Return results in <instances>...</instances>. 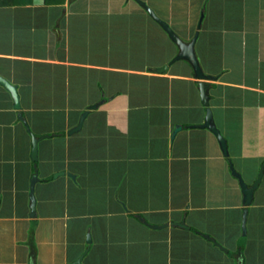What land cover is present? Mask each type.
I'll use <instances>...</instances> for the list:
<instances>
[{"label":"crops","instance_id":"crops-1","mask_svg":"<svg viewBox=\"0 0 264 264\" xmlns=\"http://www.w3.org/2000/svg\"><path fill=\"white\" fill-rule=\"evenodd\" d=\"M9 1L0 76L22 110L0 84V264H264V175L249 205L236 176L252 187L264 170V0H141L186 43L200 33L207 81L187 61L154 72L179 48L135 0ZM201 82L229 156L200 128Z\"/></svg>","mask_w":264,"mask_h":264},{"label":"water","instance_id":"water-1","mask_svg":"<svg viewBox=\"0 0 264 264\" xmlns=\"http://www.w3.org/2000/svg\"><path fill=\"white\" fill-rule=\"evenodd\" d=\"M140 6H142L143 8H145L150 16L165 30V32L169 35V37L171 38V40L178 46L179 48V54L172 60V62H170V64L162 67V68H157L154 70V72L159 73V74H164L169 72L170 68L176 64L177 62L180 61H187L188 63L191 64V66L194 68L195 71V75L196 78L199 80H214L213 76L207 75L204 70L201 67L200 61L197 57L196 54V45L199 39V35L200 33L197 32L196 36L194 37V39L190 42V43H186L172 28L171 26L164 21L163 19H161L154 10H152L146 3H144L141 0H135ZM201 28V24L199 26ZM0 84L2 86H4L13 96L14 101H15V109L16 110H22V106H21V102H20V96L18 93V89L17 87L13 86L9 81H7L6 79H4L3 77L0 76ZM200 93H201V99H202V104L204 105V107L207 109V118H206V122L205 124L201 125L200 128L203 129H209L218 139L220 146L222 148V151L224 152V154L226 156H229V146H228V142L226 140V138L223 136L221 130L217 127L216 122H215V118H214V112L213 109L211 107V96H210V84L206 83V82H201L200 83ZM100 103L89 107L82 115L80 122L78 124V126H76L75 128H73L72 130L69 131V135L73 136L74 134H77L79 132H81L84 128V124H85V120L87 119V117L90 115V113L92 111L98 110L100 107ZM20 117L22 118L23 122L25 123L31 137L33 140V159L37 160L38 158V154H39V142H40V138H38L36 136V134H34L31 130V128L28 126L27 122L25 121V119L23 118V114L20 113ZM183 128H178L176 130V132H179L180 130H182ZM44 138H48L47 137H42V139ZM264 170H262L257 182L252 186H248L243 180L241 175L236 174V176L238 177V179L241 181V186H242V190L243 193L245 195V203L246 204H251L253 198H254V192L256 189H258L261 181H262V177ZM60 174H58L59 176ZM64 175V174H63ZM156 227V226H155ZM89 242H91V240H89ZM83 259L84 257L80 258L79 260H77L76 262L72 263V264H83Z\"/></svg>","mask_w":264,"mask_h":264},{"label":"rangeland","instance_id":"rangeland-1","mask_svg":"<svg viewBox=\"0 0 264 264\" xmlns=\"http://www.w3.org/2000/svg\"><path fill=\"white\" fill-rule=\"evenodd\" d=\"M166 1L167 0H164L163 1V4L165 5L166 4ZM134 3V2H133ZM186 5H187V3H186V0H178V1H171L170 2V4L168 5V8L170 7V8H173V7H176V8H184V6H185V8H186ZM120 6V5H119ZM119 6H117V5H115V7H119ZM82 10H83V8L82 7H80ZM163 8H164V6H163ZM157 9V11H158V13L160 14V16H159V14H158V16L161 18V17H163L164 19L166 18V19H168L167 18V16L166 15H164L165 14V11H164V9H162V7H157L156 8ZM129 13V11L126 13V14H122L121 16H118V18L120 19V18H125V17H123V16H126L127 18H129V15H131V14H128ZM132 16V15H131ZM150 19V18H149ZM107 19H106V17H105V21H106ZM121 20V19H120ZM151 26V25H150ZM150 39H145V45H144V48H150L151 47V43H150ZM158 51V49H157V45H156V52ZM158 54H155L154 56H150L149 58L150 59H155L156 58V56H157ZM240 115V114H239ZM235 116V115H234ZM241 116V115H240ZM36 130V129H35ZM54 132H61L62 131V129L61 128H54V130H53ZM52 131H49L47 134H49V135H47V136H50L51 134H55V133H51ZM36 133H37V130H36ZM43 137H45V136H43ZM52 137V136H51ZM52 140V145H51V148H49V150H51V152H52V155H51V158H52V160L53 161H57L58 159H59V157L58 156H60L61 155V152H60V148H61V142H60V140L59 139H56V138H54V139H51ZM29 140H26V142H25V144L24 143H22V142H18V145H19V157H20V159H21V157L23 156V151H24V149H25V145L26 144H28L27 142H28ZM11 145H14V143H10ZM6 145H7V142L5 143V146H3V148L0 150V158H2V157H5L6 158V160H7V154H6ZM63 148V147H62ZM48 150V151H49ZM16 151V150H15ZM54 151V152H53ZM10 155L13 157L14 156V154L12 153V152H10ZM16 155V154H15ZM60 163H58V165H59ZM58 165L56 166V167H58ZM42 166L43 167H45V163L44 164H42ZM7 167V166H6ZM56 174L54 175V178H56ZM82 189H84V188H82ZM92 190H90V187H88L85 191H84V194H85V196H87V195H89V193L91 192ZM53 198H55L54 200H53V202H54V205L51 203V205L53 206V207H55V209H60V206L61 205H63V200H61L60 199V192L59 191H57V192H55V194H53V196H52ZM58 202V203H57ZM57 231H61V228H59V227H57ZM60 240V235H58V234H56V235H53V240L52 241H55V242H57V241H59ZM61 243V242H60Z\"/></svg>","mask_w":264,"mask_h":264},{"label":"trees","instance_id":"trees-1","mask_svg":"<svg viewBox=\"0 0 264 264\" xmlns=\"http://www.w3.org/2000/svg\"><path fill=\"white\" fill-rule=\"evenodd\" d=\"M12 1V0H11ZM13 5V2H10L9 0H0V6H11Z\"/></svg>","mask_w":264,"mask_h":264},{"label":"clouds","instance_id":"clouds-1","mask_svg":"<svg viewBox=\"0 0 264 264\" xmlns=\"http://www.w3.org/2000/svg\"><path fill=\"white\" fill-rule=\"evenodd\" d=\"M91 114V113H90ZM75 128V127H74ZM72 130V129H71ZM69 133V132H68Z\"/></svg>","mask_w":264,"mask_h":264}]
</instances>
